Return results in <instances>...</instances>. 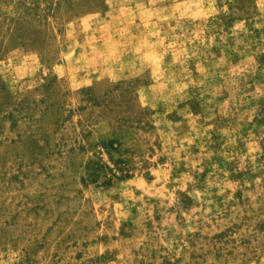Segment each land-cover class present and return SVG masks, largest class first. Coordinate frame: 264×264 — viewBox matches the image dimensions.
<instances>
[{"label":"rangeland","instance_id":"1","mask_svg":"<svg viewBox=\"0 0 264 264\" xmlns=\"http://www.w3.org/2000/svg\"><path fill=\"white\" fill-rule=\"evenodd\" d=\"M0 264H264V0H0Z\"/></svg>","mask_w":264,"mask_h":264}]
</instances>
